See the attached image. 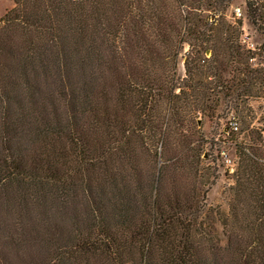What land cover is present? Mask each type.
<instances>
[{
  "label": "trees",
  "instance_id": "16d2710c",
  "mask_svg": "<svg viewBox=\"0 0 264 264\" xmlns=\"http://www.w3.org/2000/svg\"><path fill=\"white\" fill-rule=\"evenodd\" d=\"M13 1L0 27V264H264V146L238 145L226 243L210 186L164 183L172 166L199 173L197 117L221 92L210 77L228 95L229 65L246 94L264 84L227 18L233 0ZM247 14L264 32V0Z\"/></svg>",
  "mask_w": 264,
  "mask_h": 264
},
{
  "label": "rangeland",
  "instance_id": "374dc122",
  "mask_svg": "<svg viewBox=\"0 0 264 264\" xmlns=\"http://www.w3.org/2000/svg\"><path fill=\"white\" fill-rule=\"evenodd\" d=\"M13 5V0H0V27L1 17ZM238 7L243 12L240 17L236 13ZM226 14L231 21L241 20L240 41L249 50L248 63L250 67L254 69L264 68V32L258 30L251 23L247 14V0H233ZM207 53L210 56V51ZM179 73L186 77L183 60L179 62ZM235 74L233 66L229 65L228 70L224 72L223 79L225 83L233 84L230 89V91H234L233 95L227 94L226 87H218L216 85L217 80L214 77L209 78L211 81L210 86L215 87L214 89L217 91L221 90V92L218 93V99L212 102L213 109L209 110L208 113L201 112L197 117L195 128L200 135V147L202 149V166L199 168V173L180 165L172 166L166 182H164L165 188L179 187L186 189L195 186L206 189L210 186L204 192L207 206L211 207L206 214H209V216L211 214L216 229L215 233L222 243L227 241L224 224L230 213L232 197L230 187L235 183L234 174L239 163L238 145L261 144L264 146V84L256 82L252 86V92L246 94L245 85H234ZM184 84H187L185 80ZM196 87L199 88V84ZM234 87L235 89H233ZM242 117L246 120L245 124L242 121ZM234 123L238 124V129L232 127ZM174 144L169 146V150L164 152L163 157L172 156L177 152L178 147L175 142ZM159 150L161 149L159 148ZM226 156L234 161L232 167L227 165ZM253 184L251 189H253ZM256 188L257 191L261 189L258 184ZM259 197V195L258 197L255 194L251 195L250 190H248L243 199L245 198L247 202L255 203L257 202L255 200H259ZM250 213L244 212L243 214L247 216ZM202 215H205V212ZM25 250L12 251L9 254L14 263H21L23 257L20 256ZM98 256L99 254L97 258Z\"/></svg>",
  "mask_w": 264,
  "mask_h": 264
},
{
  "label": "built area",
  "instance_id": "2783aa9c",
  "mask_svg": "<svg viewBox=\"0 0 264 264\" xmlns=\"http://www.w3.org/2000/svg\"><path fill=\"white\" fill-rule=\"evenodd\" d=\"M236 13H237V15L240 17L242 14H243V12H242V10H241V8L240 7H238L237 9H236ZM234 129H238V124L237 123H234L233 124V126H232ZM226 161H227V165L228 166H233L234 165V161L231 159V158H229L228 156H226Z\"/></svg>",
  "mask_w": 264,
  "mask_h": 264
}]
</instances>
